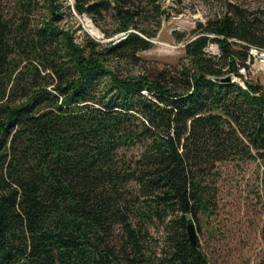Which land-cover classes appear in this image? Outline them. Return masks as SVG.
Instances as JSON below:
<instances>
[{
    "label": "trees",
    "instance_id": "obj_1",
    "mask_svg": "<svg viewBox=\"0 0 264 264\" xmlns=\"http://www.w3.org/2000/svg\"><path fill=\"white\" fill-rule=\"evenodd\" d=\"M164 1L0 0V264H216L186 224L221 163H264V86L221 80L264 47V6L229 2L173 30L175 61L126 72ZM70 8L111 39L76 41Z\"/></svg>",
    "mask_w": 264,
    "mask_h": 264
},
{
    "label": "rangeland",
    "instance_id": "obj_2",
    "mask_svg": "<svg viewBox=\"0 0 264 264\" xmlns=\"http://www.w3.org/2000/svg\"><path fill=\"white\" fill-rule=\"evenodd\" d=\"M61 1L64 5L72 2ZM229 2H238L249 10L264 6V0H165L162 2L164 12L159 15L161 26L152 39L153 45L139 53L137 63H124L123 70L133 73L175 61L183 54V48L182 43L173 40V30L188 31L196 20L224 12ZM110 21L106 16L103 22L96 24L90 16L70 8V14H64L60 26L72 31L76 41L86 33L103 42L111 39L105 37V32L114 28ZM89 25L97 29L96 35L89 31ZM207 48L212 50L210 45ZM252 72L256 74L247 66V75H253ZM218 170L219 175L212 184L214 209L209 217L195 224L200 246L211 263L261 264L264 259V163L260 160L225 162Z\"/></svg>",
    "mask_w": 264,
    "mask_h": 264
},
{
    "label": "built area",
    "instance_id": "obj_3",
    "mask_svg": "<svg viewBox=\"0 0 264 264\" xmlns=\"http://www.w3.org/2000/svg\"><path fill=\"white\" fill-rule=\"evenodd\" d=\"M210 47L212 48L211 51L213 53H217L218 49L215 45L214 47L211 44ZM208 47V46H207ZM206 51H208V48H206ZM246 64L240 66L239 74L240 76H236L235 74H232L230 77V81L237 82L242 87H246V80L254 79V81L259 80V83H261L264 86V47H258V46H251L248 49V55L246 59ZM250 67L256 74L252 72L253 75H247L246 73V67ZM255 69V70H254ZM262 76V77H261Z\"/></svg>",
    "mask_w": 264,
    "mask_h": 264
},
{
    "label": "water",
    "instance_id": "obj_4",
    "mask_svg": "<svg viewBox=\"0 0 264 264\" xmlns=\"http://www.w3.org/2000/svg\"><path fill=\"white\" fill-rule=\"evenodd\" d=\"M222 81H230V77L226 76L221 79ZM192 218L187 219V224H186V232L188 235V239L192 244L197 243V233H196V227L194 221H192Z\"/></svg>",
    "mask_w": 264,
    "mask_h": 264
},
{
    "label": "bare ground",
    "instance_id": "obj_5",
    "mask_svg": "<svg viewBox=\"0 0 264 264\" xmlns=\"http://www.w3.org/2000/svg\"><path fill=\"white\" fill-rule=\"evenodd\" d=\"M89 31L92 33V35H96L98 33L97 29H95L93 25H89Z\"/></svg>",
    "mask_w": 264,
    "mask_h": 264
}]
</instances>
